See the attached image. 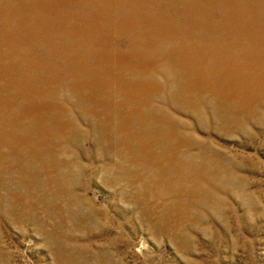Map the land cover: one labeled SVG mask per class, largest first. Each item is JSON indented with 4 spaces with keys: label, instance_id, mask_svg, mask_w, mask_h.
<instances>
[{
    "label": "rangeland",
    "instance_id": "rangeland-1",
    "mask_svg": "<svg viewBox=\"0 0 264 264\" xmlns=\"http://www.w3.org/2000/svg\"><path fill=\"white\" fill-rule=\"evenodd\" d=\"M0 264H264V0H0Z\"/></svg>",
    "mask_w": 264,
    "mask_h": 264
},
{
    "label": "bare ground",
    "instance_id": "bare-ground-1",
    "mask_svg": "<svg viewBox=\"0 0 264 264\" xmlns=\"http://www.w3.org/2000/svg\"><path fill=\"white\" fill-rule=\"evenodd\" d=\"M254 67V66H253ZM256 85V84H255Z\"/></svg>",
    "mask_w": 264,
    "mask_h": 264
}]
</instances>
